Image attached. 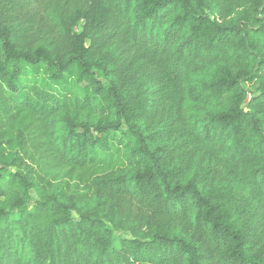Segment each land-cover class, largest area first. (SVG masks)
Segmentation results:
<instances>
[{"label":"trees","instance_id":"obj_1","mask_svg":"<svg viewBox=\"0 0 264 264\" xmlns=\"http://www.w3.org/2000/svg\"><path fill=\"white\" fill-rule=\"evenodd\" d=\"M0 264H264V0H0Z\"/></svg>","mask_w":264,"mask_h":264},{"label":"rangeland","instance_id":"obj_2","mask_svg":"<svg viewBox=\"0 0 264 264\" xmlns=\"http://www.w3.org/2000/svg\"><path fill=\"white\" fill-rule=\"evenodd\" d=\"M66 169H64V170H62V171H60L59 173H58V178L59 179H62V178H64L65 177V173H66ZM65 179V178H64ZM33 195L35 196V194H34V192H33ZM75 216V215H74ZM76 217V216H75Z\"/></svg>","mask_w":264,"mask_h":264}]
</instances>
